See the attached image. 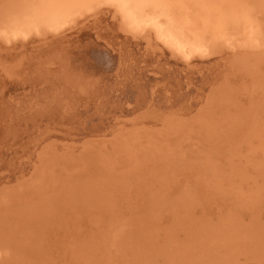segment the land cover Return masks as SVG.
Wrapping results in <instances>:
<instances>
[{
	"label": "rangeland",
	"instance_id": "obj_1",
	"mask_svg": "<svg viewBox=\"0 0 264 264\" xmlns=\"http://www.w3.org/2000/svg\"><path fill=\"white\" fill-rule=\"evenodd\" d=\"M74 2L0 0V264H264V50L178 68L103 0ZM18 24L34 32L2 42Z\"/></svg>",
	"mask_w": 264,
	"mask_h": 264
},
{
	"label": "bare ground",
	"instance_id": "obj_2",
	"mask_svg": "<svg viewBox=\"0 0 264 264\" xmlns=\"http://www.w3.org/2000/svg\"><path fill=\"white\" fill-rule=\"evenodd\" d=\"M46 1V0H45ZM61 1V0H60ZM69 2L72 0H68ZM83 1V0H82ZM88 1V0H87ZM102 1V0H101ZM231 1V0H230ZM229 0H103L102 4L104 3L105 7L108 6L109 8H111L110 10H112L113 12H117L118 15V19L120 18V20L122 21L121 24H123V29L130 33L132 37L136 38V37H140L142 39V37H146L150 40V42H152L153 47L155 46L158 49V53L161 54V56H163L164 59H166L167 64H172V65H177L178 68H185L187 67V65L190 64V60L192 58H204V57H209V56H215V55H223L224 52L227 53V51L230 52H235V50L237 49H241L239 52V55H241L240 53L246 54H256L257 52H260L261 49L264 50V20L260 21L259 18L254 17L258 10H260L259 12H263L264 14V9H258L257 12L253 13L251 17L245 19L241 16V14L235 10L234 8V1L230 2ZM74 2V0H73ZM46 3V2H45ZM61 5V2H59ZM75 3V2H74ZM98 3V2H97ZM96 3V4H97ZM33 4V3H32ZM69 5V3L63 2L62 5ZM101 4V3H98ZM225 4H227V8H225ZM45 5V4H44ZM61 5V6H62ZM82 5V4H81ZM87 5V4H86ZM93 5V4H92ZM229 5H233L228 7ZM42 6V5H41ZM75 5H73L74 8ZM77 6V5H76ZM90 6V4H89ZM95 6V5H94ZM54 7V6H53ZM78 7V6H77ZM88 7V5H87ZM92 6L89 7V10L91 11ZM98 7V5H97ZM40 8V7H39ZM62 8V7H61ZM76 8V7H75ZM79 9L81 7H78ZM91 8V9H90ZM96 8V7H95ZM15 9V7H14ZM13 9V11H15ZM70 9V8H68ZM85 9V8H83ZM81 9V10H83ZM108 9V8H107ZM88 10V11H89ZM5 11V10H4ZM3 11V12H4ZM75 11V10H74ZM17 12V11H16ZM15 12V14H17ZM28 12V11H27ZM48 12V11H47ZM51 12V11H50ZM57 12V11H56ZM64 12V10L62 9L59 13L62 14ZM68 12V11H67ZM73 12V11H72ZM247 12V11H245ZM42 13V12H41ZM66 13V12H65ZM74 13V12H73ZM77 13H80L79 11ZM76 13V15H77ZM250 13V15H251ZM52 14V12H51ZM81 14V13H80ZM14 15V14H12ZM74 15V14H73ZM245 15L247 16V13H245ZM249 15V16H250ZM16 16V15H15ZM75 16V15H74ZM14 17V16H13ZM21 17V16H20ZM57 17V16H56ZM60 17V16H59ZM76 17V16H75ZM3 18V17H2ZM12 18V17H11ZM15 18V17H14ZM53 18V16L51 17ZM50 18V19H51ZM73 16L72 14H70V16L68 15L67 17H64V19H59L55 22H53L52 24H49V26L47 27L46 24L45 26L47 27V30L49 29V31L52 32H59L61 31L63 28H65L66 26H69L70 24H72L73 21H75V19H72ZM35 19V18H34ZM39 19V18H38ZM44 19V18H43ZM31 20V19H30ZM25 21V20H24ZM42 22V20H40ZM40 21H36L37 23ZM46 22V21H44ZM43 22V25H44ZM48 22V21H47ZM32 23V22H31ZM36 23V25H37ZM6 25V24H5ZM42 25V24H41ZM34 26V25H33ZM45 26H42V28H44ZM11 26V28H8L5 32L3 31L4 36L2 37L1 41L2 42H9V40H13V41H17L19 40V42H24L25 40H27L31 34L34 32V30L29 29L28 27H20L18 24V27H13ZM30 27V26H29ZM7 28V27H6ZM39 28V27H38ZM71 28V27H70ZM2 28H0L1 30ZM37 29V28H36ZM4 30V29H3ZM42 30V29H41ZM1 32V31H0ZM36 34H38V31H35ZM44 32V29H43ZM65 32V31H63ZM68 32V31H67ZM129 35V34H127ZM104 38V37H103ZM131 39V37H130ZM133 40V38H132ZM143 40V39H142ZM141 41V40H140ZM150 42L148 44H150ZM146 43V42H145ZM135 44V43H134ZM82 45V44H81ZM88 45V44H87ZM106 46V45H105ZM154 47V48H155ZM95 46L89 45L88 49L85 50V53H83L84 55L86 54V52L91 53L92 56H100V54H104L102 51L98 50V52L96 51V49H94ZM248 49L250 50V52L248 51ZM155 50V49H153ZM259 50V51H257ZM64 52V51H63ZM153 52V51H152ZM157 52V50L155 51ZM263 52V51H262ZM154 53V52H153ZM223 53V54H222ZM227 53V54H228ZM264 53V52H263ZM152 54V53H151ZM226 54V55H227ZM242 54V55H243ZM225 55V54H224ZM228 55H231L228 54ZM234 55V54H233ZM65 55H62V57ZM67 56V55H66ZM65 56V57H66ZM87 56V55H85ZM160 56V57H161ZM168 57V58H167ZM223 57V56H222ZM221 57V58H222ZM239 57V56H238ZM264 58V57H263ZM261 58V59H263ZM101 59V58H100ZM66 60V59H65ZM116 60V59H115ZM197 60V59H196ZM75 61V59H74ZM242 62V60H240ZM258 61V60H257ZM82 62V61H81ZM88 62V61H87ZM157 62V61H156ZM192 62V61H191ZM251 61H249L248 63L245 62L246 64H250ZM92 63V62H91ZM159 63V62H158ZM243 63V62H242ZM84 64V62L82 63V65ZM252 64V63H251ZM92 65V64H89ZM87 63L86 66L87 67ZM109 66V65H108ZM70 69L72 68L69 65ZM81 67V68H80ZM84 66L82 68V66L79 65V68L82 69H86ZM89 67V66H88ZM94 67V66H93ZM78 68V67H75ZM78 68V69H79ZM113 66H112V70H113ZM77 69V75L78 78H81V76L86 75V77L88 76L89 71L92 73L91 71V67L89 68V70H83L81 74L78 73ZM98 69V68H95ZM69 70V69H68ZM67 70V72H68ZM72 70V69H71ZM92 70H94V68H92ZM108 70V68H107ZM74 71V70H73ZM248 71V70H247ZM44 72V71H43ZM70 73V71H69ZM96 73V72H95ZM105 73V72H104ZM109 73V72H108ZM107 73V74H108ZM90 74V73H89ZM111 74V73H110ZM253 74V73H251ZM61 75V74H60ZM74 76V75H73ZM75 76V77H76ZM106 76V75H105ZM114 76V75H113ZM233 76V75H232ZM92 77V76H91ZM64 78V77H63ZM111 78V77H110ZM69 79V78H68ZM87 79H90L87 78ZM193 79V78H192ZM53 80V79H52ZM70 80V79H69ZM78 81H80V83L82 82L83 79H77ZM55 82V80H53ZM52 81V82H53ZM65 81V80H63ZM62 81V82H63ZM68 81V80H67ZM71 81V80H70ZM69 81V82H70ZM87 81V80H85ZM45 82V81H43ZM47 82V81H46ZM107 82V81H106ZM12 83V82H11ZM57 83V82H56ZM55 83V84H56ZM92 86L93 84H95L93 87L97 90V85L99 83H101V81L92 79L91 81ZM104 83V82H102ZM34 84V83H33ZM39 84V83H38ZM46 84V83H45ZM65 84V83H63ZM72 84V82H71ZM76 84V83H75ZM82 84V83H81ZM105 84V83H104ZM109 85V83H107ZM10 85V84H7ZM37 86V84H35ZM52 85V84H51ZM61 85V83H60ZM67 85V84H66ZM84 85V84H83ZM101 87L103 84H100ZM113 85V84H112ZM54 86V83H53ZM59 86V85H58ZM71 86V85H70ZM90 86V85H88ZM87 86V88H88ZM110 86V85H109ZM35 87V86H34ZM44 87V86H43ZM62 87V86H60ZM64 87V85H63ZM62 87V90L65 88ZM67 87V86H65ZM81 87V86H80ZM92 87V88H93ZM100 87V86H99ZM105 87V86H104ZM108 87V86H107ZM14 88L13 90H15L16 87H12ZM54 88V87H53ZM68 88V87H67ZM77 88V87H76ZM90 88V87H89ZM91 88V89H92ZM110 88V87H109ZM112 88V86H111ZM51 91L52 87H50ZM73 89V88H72ZM80 89V88H79ZM82 89V88H81ZM90 89V90H91ZM11 90V89H9ZM7 88V92L9 91ZM36 90V89H35ZM83 90V89H82ZM84 89L82 92L85 93ZM109 90V89H108ZM112 90V89H111ZM17 91V90H16ZM30 91V90H29ZM50 90L47 91V94H49L48 92H51ZM61 91V90H60ZM59 91V92H60ZM66 91H68L67 89L64 91L66 93ZM88 91V90H87ZM127 91L129 94L130 90ZM13 92V91H11ZM63 92V91H62ZM61 92V93H62ZM92 91H89V93ZM138 92V91H136ZM135 92V94H137ZM28 93V91H27ZM89 93H87L89 95ZM98 93V92H97ZM124 93V92H123ZM131 93V92H130ZM134 93V91H132V94ZM6 94V92L4 93ZM9 94H11L9 92ZM8 94V95H9ZM14 94V92H13ZM42 94V93H41ZM125 94V93H124ZM140 94V93H139ZM138 94V95H139ZM21 95V94H20ZM65 95V94H64ZM94 96L96 94H93ZM13 96V95H12ZM17 96V94L15 95ZM35 96V95H34ZM44 96V95H43ZM66 96V95H65ZM78 96V95H77ZM97 96V95H96ZM127 96V95H126ZM140 96V95H139ZM19 97V96H18ZM26 97V96H25ZM46 97V96H45ZM48 97V96H47ZM70 97V95H69ZM87 97V96H86ZM89 97V96H88ZM128 99L131 98L132 100L134 98L139 99L138 96H134L131 95L127 96ZM126 97V98H127ZM138 97V98H137ZM23 98V97H22ZM32 98V97H31ZM41 98V97H40ZM51 98V97H50ZM63 98V97H62ZM73 98V97H72ZM9 99V98H8ZM11 99V97H10ZM9 99V100H10ZM17 99V98H15ZM21 99V97H20ZM45 99V98H44ZM43 99V100H44ZM66 99V97H65ZM79 99V97H78ZM84 99V98H83ZM125 100V97L123 98ZM122 99V100H123ZM23 100V99H22ZM36 100V98L34 99ZM40 100V99H39ZM52 100V99H51ZM130 100V99H129ZM11 101V100H10ZM13 103L15 102L14 99L12 100ZM69 101V99H68ZM79 101L76 100L75 103ZM127 101V100H126ZM64 102V101H62ZM66 102V101H65ZM74 102V101H73ZM124 102V101H123ZM122 102V103H123ZM130 101H128L127 104H129ZM134 101H132L133 104ZM12 103V102H11ZM12 103V104H13ZM35 103V102H34ZM42 103V102H41ZM40 103V104H41ZM48 103V101H47ZM79 103V102H78ZM76 103V104H78ZM82 103V102H80ZM89 103V102H88ZM87 103V104H88ZM5 104V103H4ZM33 104V103H32ZM37 104V101H36ZM43 104V103H42ZM54 104V102H53ZM57 104V103H55ZM66 104V103H65ZM90 104V103H89ZM135 104V103H134ZM11 105V104H9ZM25 105V104H24ZM34 105V104H33ZM67 105V104H66ZM81 105V104H79ZM14 106V105H12ZM18 106V105H17ZM57 106V105H56ZM68 106V105H67ZM66 106V107H67ZM16 107V106H15ZM31 106H29L30 108ZM33 107V106H32ZM82 107V106H81ZM90 107V106H89ZM19 108V107H18ZM65 108V107H64ZM84 108V107H83ZM3 109V107H2ZM1 109V110H2ZM69 109V108H68ZM77 109V108H76ZM82 109V108H81ZM86 109V108H84ZM88 109V108H87ZM59 110V109H57ZM61 110V108H60ZM74 110V109H73ZM89 110V109H88ZM87 110V111H88ZM91 110V109H90ZM5 111V110H4ZM4 111L2 110V112L4 113ZM8 111V110H7ZM15 111V110H14ZM17 111V110H16ZM20 111V110H19ZM28 111V110H27ZM56 111V110H54ZM65 111V110H64ZM69 111H71L69 109ZM86 111V110H85ZM1 112V114H2ZM39 112H41L39 110ZM60 111H58L57 113L54 112L55 114H58ZM67 112V111H66ZM81 112V111H80ZM84 111H82L83 114ZM8 113V112H7ZM31 113V112H30ZM74 113V112H73ZM85 113V112H84ZM0 114V115H1ZM6 115V112L4 113ZM3 114V115H4ZM25 114V113H23ZM32 114V113H31ZM30 114V115H31ZM40 114V113H39ZM76 114V111H75ZM79 114V112H78ZM76 114V115H78ZM10 115V114H9ZM22 115V114H21ZM20 115V116H21ZM34 115V114H33ZM36 115V114H35ZM59 115V114H58ZM66 115V114H65ZM73 115V114H72ZM8 116V114L6 115ZM19 116V117H20ZM37 116V115H36ZM61 116V114H60ZM64 116V115H63ZM68 116V115H66ZM80 116L83 115H79L78 117L80 118ZM0 121L3 119L2 117L4 116H0ZM15 117V115H14ZM13 117V119H14ZM39 117V116H38ZM33 118V117H32ZM63 119V117H61ZM65 118V117H64ZM37 119V118H36ZM66 119V118H65ZM5 120V117H4ZM12 120V119H11ZM23 120V118H22ZM7 121V120H6ZM5 121V123H6ZM15 121V120H14ZM18 121V120H17ZM37 121V120H36ZM22 123H24L25 121H20ZM1 123V122H0ZM13 123V121L11 122ZM10 123V125H11ZM19 123V122H16ZM21 123V126H23L24 124ZM20 125V124H19ZM18 125V129L19 126ZM1 126V125H0ZM3 126V125H2ZM5 126V125H4ZM26 126V125H25ZM13 127V126H11ZM17 127V124H16ZM166 127V126H165ZM3 129V127H0ZM5 128V127H4ZM1 129V130H2ZM17 129V128H16ZM0 130V131H1ZM5 131V130H4ZM2 132V131H1ZM0 132V133H1ZM96 133V132H95ZM4 134V132H3ZM1 133V136H4ZM14 135V134H13ZM0 136V137H1ZM6 136V134H5ZM11 136V135H10ZM9 136V137H10ZM7 137V136H6ZM9 137L7 138V140L9 139ZM5 140L4 137H1ZM10 140V139H9ZM1 141V140H0ZM6 143V142H5ZM1 145V144H0ZM2 150V149H1ZM5 153V152H4ZM102 182V181H101ZM97 186V185H96ZM99 189V188H98Z\"/></svg>",
	"mask_w": 264,
	"mask_h": 264
}]
</instances>
